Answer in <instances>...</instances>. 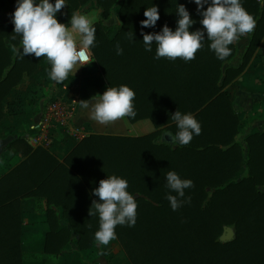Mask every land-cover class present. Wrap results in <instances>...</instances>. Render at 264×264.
Listing matches in <instances>:
<instances>
[{
  "label": "trees",
  "instance_id": "trees-1",
  "mask_svg": "<svg viewBox=\"0 0 264 264\" xmlns=\"http://www.w3.org/2000/svg\"><path fill=\"white\" fill-rule=\"evenodd\" d=\"M90 1L99 11L94 61L108 87L127 85L134 90L137 115L128 121L148 120L154 131L137 138L87 137L62 163L42 149L25 154V160L0 179V264L24 263L21 202L26 199H32L35 211H43L50 223L46 253L60 254L70 232L78 236L79 249L95 242L99 225L98 217L89 215L97 199L92 190L110 175L128 181L127 190L137 203L135 226L115 229L128 263L264 264V132L247 133L237 140L240 119L226 91L264 38V0H242L255 27L235 67L229 64L237 55V41L223 61L209 49L210 41L189 62L154 60L155 45L152 53L144 51L141 31L159 32L165 24L175 29L176 3L185 5L196 21L189 31L201 28L196 5L189 0H66L68 9L57 13L58 22L70 23L72 14ZM15 4L16 0H0V9L7 11ZM152 5L160 19L155 28L141 29L145 8ZM14 11L0 25V121L4 99L34 74L42 58L22 57L17 51L19 37L13 38L11 23ZM116 17L120 23L110 24ZM131 32L135 43L129 40ZM117 43L123 55H116ZM177 110L191 113L201 124V134L182 147L160 140L162 133L178 131L171 119ZM168 171L194 182V188L185 190L191 203L177 211L165 198ZM58 210L70 228L63 231V241L64 233L56 232L62 224ZM225 227H233L235 235L221 243ZM52 236L60 240L56 248L50 245Z\"/></svg>",
  "mask_w": 264,
  "mask_h": 264
},
{
  "label": "clouds",
  "instance_id": "clouds-1",
  "mask_svg": "<svg viewBox=\"0 0 264 264\" xmlns=\"http://www.w3.org/2000/svg\"><path fill=\"white\" fill-rule=\"evenodd\" d=\"M189 2L196 5V13L201 17V28L190 32L196 21L191 18L185 5L176 3L174 30L165 24L159 32L145 34L141 31L144 51L152 53L155 45L154 60L166 58L175 61L180 58L189 62L195 59V54L204 42L210 41L209 49L216 59L223 61L231 55L229 46L240 37L250 34L255 27V20L243 7L242 0ZM66 4V0H16L15 11L11 14L15 34L13 38L19 37L20 43L17 51L22 57L34 55L36 58H45L50 65L48 77L56 84H62L70 73L74 75L79 68L95 60L92 54V48L96 46L94 19L87 14L74 12L69 26L59 23L57 13ZM143 15L146 19L140 21L141 29L155 28L160 19L157 6L145 8ZM129 40L135 43L132 32ZM115 51L116 55H123L124 50L117 43ZM134 99V90L127 85H120L108 87L102 94L81 101L80 107L88 120L108 126L125 117H136ZM171 119L178 129L175 135L170 133L173 145L186 146L194 136L201 134V124L191 113L177 110ZM128 187L126 179L110 175L92 190V195L97 199L92 201L89 215L98 217L99 226L94 233L98 246H107L116 240L117 226H135L137 203L127 190ZM165 187L169 193L165 198L172 211L191 203V197L185 196V190L194 188L191 179H182L175 171H168Z\"/></svg>",
  "mask_w": 264,
  "mask_h": 264
},
{
  "label": "crops",
  "instance_id": "crops-1",
  "mask_svg": "<svg viewBox=\"0 0 264 264\" xmlns=\"http://www.w3.org/2000/svg\"><path fill=\"white\" fill-rule=\"evenodd\" d=\"M14 8V6H10L7 11L0 9V25L5 22L6 14L11 13ZM67 9L68 3L60 10L59 14L64 13ZM77 12L87 14L94 19V23L99 19V11L94 1L79 8ZM111 20L113 18L109 23H112ZM62 24L69 26V23ZM252 32L240 37L236 42L237 55L229 66L235 67L239 64L250 42ZM49 69L50 65L42 57L34 74L27 80L18 83L3 101L4 116L0 121V179L20 165L26 158L25 154L42 149L32 147L27 138L34 133L33 129L38 125L45 105L52 98L63 102H69L73 98L77 99L76 114L71 124L82 129L86 134L85 138L90 136L137 138L154 131V127L148 120L131 124L125 117L122 121L102 126L87 119L80 107V102L90 100L108 88L95 61L82 66L74 75L70 73L68 79L62 84H56L49 79ZM226 91L232 102L234 113L240 119L239 135L243 137L247 133L264 132V38L242 74L227 86ZM242 112L245 113L244 119L241 118ZM144 121H148L153 128L147 133H145V126L142 123ZM239 135L236 137L237 140L241 139ZM18 138L21 139V142H16ZM52 140L56 144L55 150L51 147L48 150H42L62 163L83 139L77 141L66 132L56 131ZM239 174L241 177L243 170ZM21 211V249L25 254L23 264H129L116 240L111 241L107 246H98L95 241L88 244L87 248L79 249L78 236L72 232H70L68 242L64 244L60 254L46 253V240L50 232L47 216L43 214V211H35L32 199L21 202ZM56 214L58 220L62 222L60 229L56 232L70 231L68 221L62 218L61 210H58ZM63 233L65 235V232ZM63 235L61 241L66 240V235ZM54 237L52 236L49 240H51L50 245L56 248L59 246L60 240Z\"/></svg>",
  "mask_w": 264,
  "mask_h": 264
},
{
  "label": "built area",
  "instance_id": "built-area-1",
  "mask_svg": "<svg viewBox=\"0 0 264 264\" xmlns=\"http://www.w3.org/2000/svg\"><path fill=\"white\" fill-rule=\"evenodd\" d=\"M262 1L258 0V2ZM76 106V98L69 102L50 99L44 107L38 125L33 129L34 133L27 138L32 147L50 149L56 131L66 132L77 141L84 139L86 137L85 132L71 124L76 114Z\"/></svg>",
  "mask_w": 264,
  "mask_h": 264
},
{
  "label": "rangeland",
  "instance_id": "rangeland-1",
  "mask_svg": "<svg viewBox=\"0 0 264 264\" xmlns=\"http://www.w3.org/2000/svg\"><path fill=\"white\" fill-rule=\"evenodd\" d=\"M111 22L112 23H110V24H113V23H116L117 20L115 18H113V20H111ZM241 118L242 119L245 118V113L242 112ZM142 123L145 126V130H146L145 133H147L148 131H150V130L153 129L152 126H151V124L148 121H144ZM239 137H241V135H239ZM55 146H56V144H55L54 140H52L51 141V148L55 150ZM243 173H244V171H243ZM238 177H240V174L238 175ZM234 235H235V230H234L233 227H225L224 230H223L222 235L219 238V241L221 243H228V242H230L231 240L234 239Z\"/></svg>",
  "mask_w": 264,
  "mask_h": 264
},
{
  "label": "water",
  "instance_id": "water-1",
  "mask_svg": "<svg viewBox=\"0 0 264 264\" xmlns=\"http://www.w3.org/2000/svg\"><path fill=\"white\" fill-rule=\"evenodd\" d=\"M161 142H163V143H168V144H173L172 143V137H171V135H170V133L169 132H165V133H163L162 134V136H161ZM136 198V197H135Z\"/></svg>",
  "mask_w": 264,
  "mask_h": 264
}]
</instances>
